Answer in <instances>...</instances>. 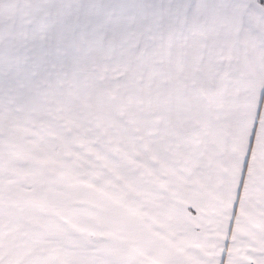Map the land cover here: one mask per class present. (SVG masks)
Here are the masks:
<instances>
[{
    "label": "snow or ice",
    "instance_id": "obj_1",
    "mask_svg": "<svg viewBox=\"0 0 264 264\" xmlns=\"http://www.w3.org/2000/svg\"><path fill=\"white\" fill-rule=\"evenodd\" d=\"M0 264H264V2L0 0Z\"/></svg>",
    "mask_w": 264,
    "mask_h": 264
},
{
    "label": "crops",
    "instance_id": "obj_2",
    "mask_svg": "<svg viewBox=\"0 0 264 264\" xmlns=\"http://www.w3.org/2000/svg\"><path fill=\"white\" fill-rule=\"evenodd\" d=\"M262 2H264V0H262Z\"/></svg>",
    "mask_w": 264,
    "mask_h": 264
}]
</instances>
